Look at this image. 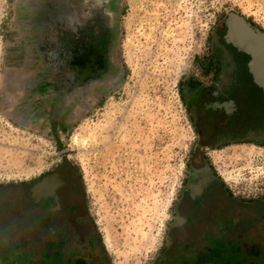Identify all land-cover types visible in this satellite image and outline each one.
<instances>
[{"label":"rangeland","instance_id":"1","mask_svg":"<svg viewBox=\"0 0 264 264\" xmlns=\"http://www.w3.org/2000/svg\"><path fill=\"white\" fill-rule=\"evenodd\" d=\"M231 12L264 30V0H0V187L26 189L68 156L109 258L153 264L196 140L183 83ZM41 18L43 39L26 38ZM240 156L236 180L264 194V144ZM16 192L0 189V212L30 242L17 260L59 264ZM241 255L222 264H252Z\"/></svg>","mask_w":264,"mask_h":264},{"label":"flooded vegetation","instance_id":"2","mask_svg":"<svg viewBox=\"0 0 264 264\" xmlns=\"http://www.w3.org/2000/svg\"><path fill=\"white\" fill-rule=\"evenodd\" d=\"M198 68L182 90L196 140L172 205L166 242L153 264H222L225 255L258 251H248L242 235L262 220L264 194L257 196L256 188L233 173L242 168L240 148L264 144V34L227 14ZM229 156L236 158V168L233 160L224 161ZM70 170L59 164L26 189H0L17 190L27 234L46 239L59 264H114ZM12 210L0 212V264H32L27 250L17 260V252L30 242L17 240Z\"/></svg>","mask_w":264,"mask_h":264},{"label":"water","instance_id":"3","mask_svg":"<svg viewBox=\"0 0 264 264\" xmlns=\"http://www.w3.org/2000/svg\"><path fill=\"white\" fill-rule=\"evenodd\" d=\"M230 14H234L241 21L249 22L258 33L264 34V31L260 27H258L256 24L250 22L242 14H240L238 12H231ZM64 165L71 168L70 171L75 176V178H76V180L80 186V190H81V194H82L81 200L84 203L83 207H85L87 209L88 204H87L85 189H84V187H83V185H82V183H81V181H80V179L76 173L74 166L70 162V159L68 156H65L63 158L62 166H64ZM39 182H41V181H39ZM88 213H89V211H88ZM242 237L244 240V245L248 251L251 252V250L253 249L252 247L258 248V251H252L250 253L251 254V263L252 264H264V213H263V218L259 222V224L255 228L244 233L242 235Z\"/></svg>","mask_w":264,"mask_h":264},{"label":"crops","instance_id":"4","mask_svg":"<svg viewBox=\"0 0 264 264\" xmlns=\"http://www.w3.org/2000/svg\"><path fill=\"white\" fill-rule=\"evenodd\" d=\"M33 14H36V15H46L47 13H52V8H35L34 10H31ZM45 22L44 20L41 18V20H36L34 21L33 20V23L31 24H28V28L26 29V38H30L31 36V33H35L36 36L38 35V32L40 33L42 39H43V36H45ZM40 37V38H41ZM32 40V39H31ZM30 40V41H31ZM40 48V47H39Z\"/></svg>","mask_w":264,"mask_h":264},{"label":"trees","instance_id":"5","mask_svg":"<svg viewBox=\"0 0 264 264\" xmlns=\"http://www.w3.org/2000/svg\"><path fill=\"white\" fill-rule=\"evenodd\" d=\"M257 253H258V252H257ZM47 254H48V253H47ZM47 254H46V255H47ZM241 254H242V255H241ZM241 254H239V255H241V256H245V257H246V258H245L246 261H247L246 263H248V262L251 263V254H250V253H241ZM255 254H256V253H255ZM230 257H231V258H234V255H230ZM27 261L30 262V263L32 262V264H41V261H38V260H36V259H34V258H32V259H29V258H28ZM22 262H26V261H22ZM229 262H230V261H229Z\"/></svg>","mask_w":264,"mask_h":264}]
</instances>
